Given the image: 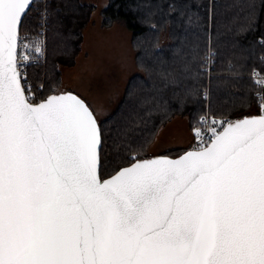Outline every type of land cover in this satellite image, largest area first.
Returning <instances> with one entry per match:
<instances>
[{
    "label": "snow or ice",
    "instance_id": "obj_1",
    "mask_svg": "<svg viewBox=\"0 0 264 264\" xmlns=\"http://www.w3.org/2000/svg\"><path fill=\"white\" fill-rule=\"evenodd\" d=\"M29 5L0 0V264H264V104L199 151L101 181L85 103L33 104L22 87Z\"/></svg>",
    "mask_w": 264,
    "mask_h": 264
},
{
    "label": "trees",
    "instance_id": "obj_2",
    "mask_svg": "<svg viewBox=\"0 0 264 264\" xmlns=\"http://www.w3.org/2000/svg\"><path fill=\"white\" fill-rule=\"evenodd\" d=\"M92 7L85 0L48 2L47 60L29 69L35 86L44 83L41 99L57 91L58 66L73 62ZM99 11L102 26L119 22L130 30L138 68L118 105L99 120L101 178L151 155L160 127L175 116L187 117L192 138L207 108L206 90L215 115L233 120L258 112L251 73H264V0H107ZM39 26L32 4L20 35L37 33Z\"/></svg>",
    "mask_w": 264,
    "mask_h": 264
},
{
    "label": "rangeland",
    "instance_id": "obj_3",
    "mask_svg": "<svg viewBox=\"0 0 264 264\" xmlns=\"http://www.w3.org/2000/svg\"><path fill=\"white\" fill-rule=\"evenodd\" d=\"M85 1L93 4V7L85 26L80 31V46L73 62L58 66L61 82L57 91L69 90L77 93L90 105L98 120H101L109 116L121 101L128 79L138 72V68L134 58L135 51L131 46L130 30L119 22H115L109 27L101 25L99 10L107 0ZM212 52L215 54L213 50ZM30 77L33 83L31 74ZM41 84H43L42 96L44 83ZM40 85H34V87L38 88ZM205 92L208 94V97H205L207 100L206 111L211 112L209 91ZM220 117L229 118L227 116ZM187 123V117L179 115L163 124L149 148L150 154L183 148L187 145L189 147L194 135L191 138Z\"/></svg>",
    "mask_w": 264,
    "mask_h": 264
},
{
    "label": "built area",
    "instance_id": "obj_4",
    "mask_svg": "<svg viewBox=\"0 0 264 264\" xmlns=\"http://www.w3.org/2000/svg\"><path fill=\"white\" fill-rule=\"evenodd\" d=\"M50 0H33V4L37 8L40 15V26L39 31L37 33H24L20 35L18 42V68L21 72V79L25 89L26 95L29 97L31 102H37L41 99V94L43 92V84L35 88L31 77L29 74V68L34 65H44L46 63V34L47 28L49 24V13H48V2ZM37 48L40 51H37ZM25 57H28L25 60ZM207 70L210 72L212 68L213 62V52L210 50L207 57ZM20 65H24V67L20 68ZM254 73L256 75H254ZM252 80L254 81H262L264 80V73H259L254 71L252 73ZM256 86L255 90V99H256V107L258 109L259 114H261V104H264V100L258 99V94L264 93V85L260 87ZM30 87V92H29ZM204 97H208V94L205 92L203 94ZM229 118H222L220 116L214 115L213 113L206 111L199 117V124L196 129H199V136L195 133L194 137L190 143L188 148H200L205 146L211 140V129L215 128L216 131L220 132L227 122H229Z\"/></svg>",
    "mask_w": 264,
    "mask_h": 264
},
{
    "label": "water",
    "instance_id": "obj_5",
    "mask_svg": "<svg viewBox=\"0 0 264 264\" xmlns=\"http://www.w3.org/2000/svg\"><path fill=\"white\" fill-rule=\"evenodd\" d=\"M32 3H33V0H30V5H29V7L26 9V12L28 11V9L31 7V5H32ZM25 12V13H26ZM25 15V14H24ZM24 17V16H23ZM23 19V18H22ZM21 25V24H20ZM19 37H20V28H19ZM18 42H19V39H18V41H17V44H18ZM17 55H18V47H17ZM17 65H18V60H17ZM19 69V68H18ZM21 84H22V87H24L23 86V83H22V79H21ZM72 94V95H75L77 98H79L80 100H82L84 103H85V105L88 107V109L92 112V114H93V117H94V119L96 120V122H97V127H98V129H99V131H100V138H101V144H102V135H101V128H100V124H99V120H98V118L96 117V115H95V113H94V111H93V109L90 107V105L86 102V100H84L80 95H78L77 93H75V92H73V91H69V90H63V91H55V92H52L51 94H49L47 97H49V96H52V95H62V94ZM26 94V93H25ZM47 97H45L44 99H41V100H39V101H37V102H31L30 100V102L31 103H33V104H39V103H41V102H43V101H45L46 99H47ZM260 114L259 113H253V114H247V115H243V116H241V117H238V118H236V119H233V120H230L229 122H236V121H240V120H243V119H245V118H251V117H254V116H259ZM229 122H227V123H229ZM227 123H226V125L224 126V127H226L227 126ZM221 131H223V129L221 130ZM220 131V132H221ZM210 142H211V140H210ZM209 142V143H210ZM207 145V144H206ZM205 145V146H206ZM204 147V146H203ZM100 148H101V145L99 146V148H98V155H99V167H98V175H99V177H100V179H101V181H103V180H107V179H110L113 175H115L117 172H119L121 169H123V168H127V167H130L132 164H134V163H136L137 161H143V160H152V159H159V158H166V159H171V160H176V159H179L180 157H182L183 155H185L186 153H188V152H190V151H199L200 150V148H187V149H185L183 152H181V153H179V154H177V155H170V154H167V153H158V154H153V155H149V156H147V157H143V158H138V159H136V160H134L133 162H131L130 164H128V165H124V166H122V167H120L117 171H115L113 174H111V175H109V176H107V177H104V178H101V176H100Z\"/></svg>",
    "mask_w": 264,
    "mask_h": 264
}]
</instances>
